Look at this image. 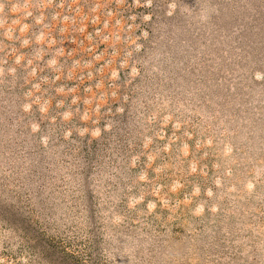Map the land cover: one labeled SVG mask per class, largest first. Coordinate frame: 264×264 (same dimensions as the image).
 Here are the masks:
<instances>
[{"label": "rangeland", "instance_id": "rangeland-1", "mask_svg": "<svg viewBox=\"0 0 264 264\" xmlns=\"http://www.w3.org/2000/svg\"><path fill=\"white\" fill-rule=\"evenodd\" d=\"M0 264H264V0H0Z\"/></svg>", "mask_w": 264, "mask_h": 264}]
</instances>
